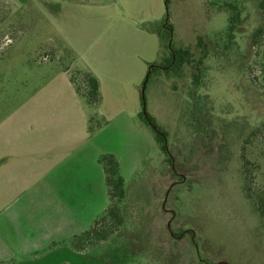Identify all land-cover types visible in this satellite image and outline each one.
<instances>
[{
    "label": "rangeland",
    "instance_id": "obj_1",
    "mask_svg": "<svg viewBox=\"0 0 264 264\" xmlns=\"http://www.w3.org/2000/svg\"><path fill=\"white\" fill-rule=\"evenodd\" d=\"M261 1L0 0V264H264L247 190L264 191ZM199 38L208 52L191 96L194 62L166 67L174 49L203 57ZM87 72L109 121L95 141L119 160L126 199L123 225L80 252L42 221L66 136L52 129H86L90 108L68 79L82 86Z\"/></svg>",
    "mask_w": 264,
    "mask_h": 264
},
{
    "label": "crops",
    "instance_id": "obj_2",
    "mask_svg": "<svg viewBox=\"0 0 264 264\" xmlns=\"http://www.w3.org/2000/svg\"><path fill=\"white\" fill-rule=\"evenodd\" d=\"M68 80L75 96L81 98L71 83L70 77ZM90 112L88 111L86 116V129H52L55 133L59 131L66 134L59 139L63 147L58 155L61 159L58 182L53 188L48 187L45 191L52 196V201L48 204V219L41 220L48 237L52 239H70L88 231L110 204L105 174L99 157L112 153L100 150L102 145L95 141L101 129L94 135L88 133ZM6 157L5 155L0 157V171L8 173ZM34 190L36 194H42L44 189L35 188ZM27 193L23 192V195ZM7 241L8 236L5 242ZM2 242L5 245L3 239ZM8 248L6 244V249Z\"/></svg>",
    "mask_w": 264,
    "mask_h": 264
},
{
    "label": "trees",
    "instance_id": "obj_3",
    "mask_svg": "<svg viewBox=\"0 0 264 264\" xmlns=\"http://www.w3.org/2000/svg\"><path fill=\"white\" fill-rule=\"evenodd\" d=\"M210 3V0H207ZM259 8L264 12V0L260 2ZM239 16L238 14H234L229 19L228 26V35L229 38L233 37L235 32L237 22ZM162 28V26H161ZM264 35V24L258 27L252 34V43L258 45L260 43L261 37ZM198 45L204 48L203 57H197L196 61L192 56L190 50H182V49H174L173 54L168 59L167 69L169 71L181 72L183 71L186 64H192L194 62V66L196 68V73L193 74L194 83L193 89L191 92V96L195 95L196 87H199L201 83L200 75L202 73L201 66L203 64V59L207 57L208 48L203 42L202 38L198 39ZM264 69V61L262 63ZM264 74V71H263ZM71 83L73 84L77 94L86 102L88 107L90 108V114L88 118V133L90 135H94L103 126L108 124L107 120L100 119L99 114L97 113V108L100 103V82L99 80L91 73L87 72L83 75L82 81L83 85L81 86L78 81H76L75 77H70ZM198 107L196 106V109ZM200 109V108H199ZM141 119L149 123V121L153 123L152 119L147 115L145 116L143 113L140 114ZM156 134V137L161 145V149L166 151L165 138L166 135L160 132L159 129H152ZM210 138V137H209ZM242 158L244 163L247 164L248 160L246 158V152L244 150L242 154ZM168 163L171 161L169 159ZM99 162L103 167L105 174V183L108 188V194L110 198V204L105 210L104 214L98 218L93 226L80 235H76L72 238V243L74 249L76 251H84L88 246L93 247L95 244H98L102 241H105L111 235H113L118 227H121L124 223V215L122 204L126 199V190H125V180L120 173V164L118 159L113 154H103L99 157ZM169 173V172H168ZM171 173V171H170ZM168 176V175H167ZM248 185V194L249 197L253 199L257 206V210L264 222V191L255 190L251 185V180ZM179 228V227H178ZM177 231V230H176ZM181 232L178 230V235ZM185 235H182L184 238ZM210 261V260H208ZM215 262V261H214Z\"/></svg>",
    "mask_w": 264,
    "mask_h": 264
},
{
    "label": "water",
    "instance_id": "obj_4",
    "mask_svg": "<svg viewBox=\"0 0 264 264\" xmlns=\"http://www.w3.org/2000/svg\"><path fill=\"white\" fill-rule=\"evenodd\" d=\"M147 78H148V77H147ZM144 86H145V85H144ZM143 91H144V89H143ZM144 115L147 116L146 113H145V110H144Z\"/></svg>",
    "mask_w": 264,
    "mask_h": 264
}]
</instances>
